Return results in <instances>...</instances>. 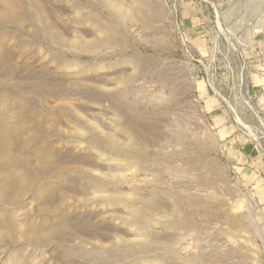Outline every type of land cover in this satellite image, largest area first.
Instances as JSON below:
<instances>
[{
	"label": "rangeland",
	"instance_id": "374dc122",
	"mask_svg": "<svg viewBox=\"0 0 264 264\" xmlns=\"http://www.w3.org/2000/svg\"><path fill=\"white\" fill-rule=\"evenodd\" d=\"M237 51L264 57V0H0V264H264L206 112Z\"/></svg>",
	"mask_w": 264,
	"mask_h": 264
},
{
	"label": "built area",
	"instance_id": "2783aa9c",
	"mask_svg": "<svg viewBox=\"0 0 264 264\" xmlns=\"http://www.w3.org/2000/svg\"><path fill=\"white\" fill-rule=\"evenodd\" d=\"M237 54L235 66L229 56L219 61V67L213 62L210 72L206 73L207 84L219 100L223 116L233 119L237 130L254 142L255 149L264 158V105L259 104L253 94L251 76L254 62L240 51ZM247 127L253 129L255 138L247 134Z\"/></svg>",
	"mask_w": 264,
	"mask_h": 264
},
{
	"label": "crops",
	"instance_id": "0c3cea01",
	"mask_svg": "<svg viewBox=\"0 0 264 264\" xmlns=\"http://www.w3.org/2000/svg\"><path fill=\"white\" fill-rule=\"evenodd\" d=\"M189 29L196 30L194 26ZM254 71L251 76L253 84V94L259 104L264 105V57L255 59ZM204 93L205 90H200ZM212 102L209 97L206 105V112L213 117L214 126L219 129V134L224 137V142L229 147L228 154L234 161L237 172L241 180L253 185L258 196L264 197V159L260 157L252 144H247L235 135V130L229 123V120L223 116L219 108ZM264 199V198H263Z\"/></svg>",
	"mask_w": 264,
	"mask_h": 264
},
{
	"label": "bare ground",
	"instance_id": "6f19581e",
	"mask_svg": "<svg viewBox=\"0 0 264 264\" xmlns=\"http://www.w3.org/2000/svg\"><path fill=\"white\" fill-rule=\"evenodd\" d=\"M218 28V27H217ZM220 34V33H219ZM223 36V35H222ZM240 123H243V121H240ZM247 134L250 136V137H256V134H255V132L253 131V129L252 128H250V127H247ZM263 134H264V132H263Z\"/></svg>",
	"mask_w": 264,
	"mask_h": 264
}]
</instances>
